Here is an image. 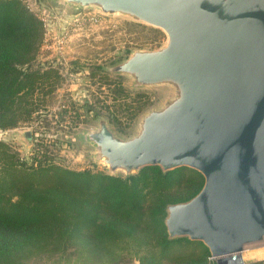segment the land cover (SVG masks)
Wrapping results in <instances>:
<instances>
[{"label": "water", "instance_id": "95a60500", "mask_svg": "<svg viewBox=\"0 0 264 264\" xmlns=\"http://www.w3.org/2000/svg\"><path fill=\"white\" fill-rule=\"evenodd\" d=\"M48 1L165 35L159 48L130 50L100 68L134 92L167 91L136 130L122 135L89 112L94 126L64 138L109 176L148 166L196 171L198 192L165 207L167 240L199 242L215 264H244V249L264 244V0Z\"/></svg>", "mask_w": 264, "mask_h": 264}, {"label": "trees", "instance_id": "16d2710c", "mask_svg": "<svg viewBox=\"0 0 264 264\" xmlns=\"http://www.w3.org/2000/svg\"><path fill=\"white\" fill-rule=\"evenodd\" d=\"M42 35V22L21 0H0V130L25 124L39 107L33 101L36 93L51 91L53 71L41 72L31 65ZM123 92L119 87L115 98ZM141 99V94L134 98L137 110ZM36 141L30 166L17 162L0 143V261L14 259L29 241L49 237H55L54 244L79 240L112 251L109 247L126 239L140 243L134 232L143 224L147 235L143 241L151 250L158 247L159 257L176 247L199 245L195 259L178 263L207 262L201 243L167 240L162 223L167 204L191 198L202 186L196 171L177 168L162 173L157 166H148L128 178L76 171L48 162L46 145ZM184 181L192 183L187 198L171 197L170 189ZM151 254L148 264H160L157 254Z\"/></svg>", "mask_w": 264, "mask_h": 264}, {"label": "rangeland", "instance_id": "374dc122", "mask_svg": "<svg viewBox=\"0 0 264 264\" xmlns=\"http://www.w3.org/2000/svg\"><path fill=\"white\" fill-rule=\"evenodd\" d=\"M21 1L43 25L42 40L31 65L41 72L53 71L50 73L52 85L49 93L42 96L36 93L33 97L34 105L39 107L25 124L0 130V143L15 155L17 162L30 166L34 163L30 157L35 153L36 140L41 139L46 145L48 162L71 170L106 174L101 165L93 163L87 148L64 137L93 127L89 112L106 116L122 135L133 133L143 113L159 104L167 91L134 92L125 79L100 68L120 60L130 50L157 49L166 37L159 29L120 16H106L93 10L71 11L48 0ZM119 87L124 92L115 98ZM137 94L142 96L138 110L134 101ZM25 131L29 132V137L23 135ZM183 183L170 189L171 197L187 198L192 183ZM140 226L134 238L142 241L117 242L109 247L112 254L103 245L95 248L79 240L54 244L55 237H49L39 239L40 242L29 241L22 253L12 257L14 259L1 260L0 264H148L151 253L159 257L158 247L151 250L152 246L143 241L147 237L146 226ZM200 248L199 245L176 247L164 256L161 252L159 262L179 264V259H195ZM242 259L244 264H264V244L246 247ZM206 260L205 264H215L209 255Z\"/></svg>", "mask_w": 264, "mask_h": 264}]
</instances>
